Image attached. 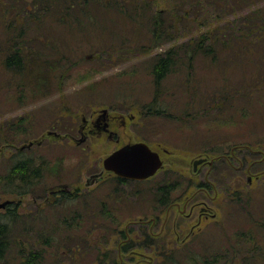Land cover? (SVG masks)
<instances>
[{
  "label": "rangeland",
  "instance_id": "1",
  "mask_svg": "<svg viewBox=\"0 0 264 264\" xmlns=\"http://www.w3.org/2000/svg\"><path fill=\"white\" fill-rule=\"evenodd\" d=\"M0 1L23 13V0ZM238 1L236 8L232 0H220L224 6L154 0L163 17L156 42L146 19L103 14L94 6L88 10L93 19L80 15L81 23L67 27L52 19L14 23L25 34V47L37 51L23 73L4 64L9 33L0 21V131L7 138L0 144V201L12 199L17 213L10 218L1 208L0 224L8 222L10 236L40 253L36 264H160L162 250L178 261L185 253L202 258L242 250L247 244L238 234L248 229L258 249L247 262L262 264L264 228L256 224L264 223V34L252 37L242 16L264 0ZM216 16L228 25V39L214 43L215 58L195 56L190 70L180 49L178 64L159 87L164 114L151 116L153 57L212 27L207 22ZM195 17L203 22H192ZM102 108L115 134L89 135L78 144L82 119L90 121ZM136 141L157 150L163 165L147 181H120L102 160ZM201 157L206 160L194 169ZM19 161L26 168L22 177L11 169ZM100 171V180L87 182ZM166 180L176 184L170 209L152 196ZM61 187L68 191L56 199L51 191ZM226 188L237 194L234 202ZM244 190L249 205L240 198ZM14 250L0 263L17 264Z\"/></svg>",
  "mask_w": 264,
  "mask_h": 264
},
{
  "label": "trees",
  "instance_id": "2",
  "mask_svg": "<svg viewBox=\"0 0 264 264\" xmlns=\"http://www.w3.org/2000/svg\"><path fill=\"white\" fill-rule=\"evenodd\" d=\"M215 1L217 2L218 6L225 5V2L221 4L220 0ZM232 1L233 5L235 6L236 4L237 8L239 1ZM10 2H12V0ZM152 2H154V0H23V4L21 6L24 8V10L21 14L20 11L14 9L12 3H10L9 8V5L7 3L0 1V21L3 22L4 29H6L9 33L5 41L7 46V54L5 56L4 64L9 69H15L17 71H22L23 73L26 68V62L28 58L31 57L30 55H37V51L25 47V34L23 33L22 35V30L20 28L16 30V28L13 27L14 23L22 25L24 22H26V25H28L29 23L36 22L38 25H40L45 20L48 21L49 19H52L55 23L67 27L72 25L74 22L81 23L83 17H81L80 15H84L85 18L88 17L90 19H93L92 15L88 12V10H91V6H94L98 12L103 14L111 15L117 12L119 14L122 13L123 15H128V17L131 19L135 18L136 16L146 19V21H149L151 25V41L156 42L161 36L160 23L163 20V17L161 14V10H154L155 8L153 7ZM76 12L77 16L76 14H74ZM174 13L176 12L172 11V14ZM23 14L25 15V17H23ZM194 15H196V13ZM78 16H80V18H77ZM174 16L177 18V20L179 19L178 15L174 14ZM242 17L244 18L245 22L250 24L249 34L252 35V37L258 38L259 36L264 34V4L255 5L254 8L250 10V13L248 15H243ZM219 19L220 18L216 16L214 22H207L208 24H212V27H207L204 30L202 29V31L196 34V37H190L188 41L181 43L179 46H171L163 53L157 54L153 57V62L151 63L150 67V73L152 74V78L156 88V96H154L153 100L149 103L148 106H146V109L151 116H159L164 114L163 111L165 109L157 104L159 98H157L159 87L162 81L169 75L172 70H174V68L178 64L177 60L181 58L178 56L180 49H182L183 52L182 59H184L185 61V70H190L191 60H193L194 57L199 53L205 55L210 54V56L212 55V58H215L216 52L214 43L216 44L217 41V43L223 44L224 42H226L225 40L228 39V37L224 34L225 29L228 28V25H219ZM194 21L197 22L198 25L203 22L201 18L197 19V17L192 20V22ZM236 21H238L237 18H234L231 21L232 23H234V26L236 24ZM215 30L217 32L214 33ZM212 35H214V37H212ZM222 37H224V39H222ZM218 39H220V42ZM227 43L229 45L232 44V42ZM181 45H183V47H181ZM5 142H7V138L4 137V135L0 131V144ZM24 164V161H19L11 167V169H15L16 175H18V177H22L21 175L26 173ZM9 173H11L10 169L6 174L9 175ZM117 178L120 181L123 180L119 177ZM10 181L11 179L9 176L8 180L4 184L9 186ZM225 194L230 195L231 201H235L237 194H235L234 191L232 193L231 189L226 188ZM119 196L122 197L123 195L120 194ZM240 198L245 205H249V192H246L244 190L240 194ZM9 211L10 218L13 217L11 215H17L15 209ZM244 211L245 215L248 218V206L244 207ZM252 225L253 227L257 225V227L264 228V223ZM9 231L10 229L8 222L0 224V262H2V260H4V258H6V256L13 249H16L14 250V255L17 254L14 257L16 260L15 262H18L19 264H36L34 260H37L39 258L37 254L40 253H35L36 250L34 249L26 250L24 245L22 246L20 242L17 241L18 239L13 238L9 235ZM251 232L252 231L248 229V231L244 233L245 235L242 234V232L238 234V236L244 237L242 242L240 240L239 243H244L243 245L247 244L243 248L241 245L242 250L233 247L225 248L222 252L219 253H202V258H199L200 256L198 255L185 253L181 258L182 260L179 261L175 259L172 253L168 254L166 250H162L159 252V256L164 258V263L161 262L160 264H218L219 262H222V264H248L247 260L252 258V255H255L258 249V247H256L253 242L257 240L252 239L253 236L251 234L253 233ZM238 236L233 235L235 239H237ZM231 244H229L228 246H231ZM247 255L251 257H248ZM262 260L264 262V257L262 258Z\"/></svg>",
  "mask_w": 264,
  "mask_h": 264
},
{
  "label": "water",
  "instance_id": "3",
  "mask_svg": "<svg viewBox=\"0 0 264 264\" xmlns=\"http://www.w3.org/2000/svg\"><path fill=\"white\" fill-rule=\"evenodd\" d=\"M91 56L89 54L87 57ZM105 114H107V109L103 108L100 116L104 117ZM83 140L84 138L81 137L77 142L81 143ZM32 143L23 144L19 148L31 146ZM205 160L206 158L204 157L195 159L193 161V168L195 169L197 164ZM102 164L105 170H111L120 177L142 180L152 176L161 167L162 160L159 154L152 150L146 142L137 141L124 144L113 150L103 158ZM9 202L10 200L8 199L1 201L0 208L5 207Z\"/></svg>",
  "mask_w": 264,
  "mask_h": 264
},
{
  "label": "flooded vegetation",
  "instance_id": "4",
  "mask_svg": "<svg viewBox=\"0 0 264 264\" xmlns=\"http://www.w3.org/2000/svg\"><path fill=\"white\" fill-rule=\"evenodd\" d=\"M100 114H101V111L93 119H90V121H88V118H86V117H84L82 119V124H81V126L79 128V131H78L81 134V137L84 138V140L82 142H84L87 139V136H89V135L105 134V135H107L108 139H111L113 137V134H115V131L112 129L113 126H114V124H113L114 122H113L111 116L109 115L108 111H107V114H105L104 117H101ZM128 143H130V142H128ZM37 144L40 145L39 141L37 142ZM125 144H127V143H125ZM149 147L159 154V157L161 158L162 165H163V158L161 157L160 153L157 150L153 149L150 145H149ZM17 149H18V151L22 150L19 147H17ZM162 165H161V167H162ZM160 168L157 169L156 172L152 176H150L148 178H152L160 170ZM107 171L113 173L114 175H116L111 170H107ZM102 176H103V171H100V172H98L96 174H93L92 177H91V180L87 181V182L88 183H93L96 180H100L102 178ZM116 176L119 177L120 179H123L121 181L134 180L135 182H141V181H145V180L147 181V179H148V178H145L143 180H136V179H130V178H123V177H120L118 175H116ZM175 188H176L175 181H172V180H170V181L166 180V181H164L162 183H157L156 187L153 188V195L152 196H155L154 198L157 200V202H158V204H159V206L161 208H166L167 207V209H170V207H174L175 206L174 204L176 202H173V198H172V192H173V190ZM67 191L68 190L65 187H61V188H59L57 190H52L51 194L54 193L55 197L57 199L58 197L61 196L60 194L64 195L63 193H66ZM10 200H11V202H9L4 207V209L5 208L8 209V210L15 209L16 202H13L12 199H10Z\"/></svg>",
  "mask_w": 264,
  "mask_h": 264
}]
</instances>
